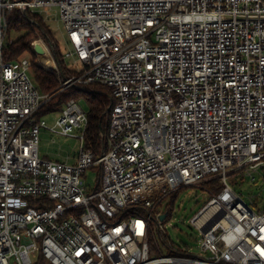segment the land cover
<instances>
[{
    "label": "built area",
    "instance_id": "built-area-1",
    "mask_svg": "<svg viewBox=\"0 0 264 264\" xmlns=\"http://www.w3.org/2000/svg\"><path fill=\"white\" fill-rule=\"evenodd\" d=\"M42 7L58 9L77 68L46 69L59 91L111 96L96 157L83 101L49 126L31 57L4 59L6 14ZM42 128L79 140L75 163L40 158ZM261 170L264 0H0V264H264V209L228 182ZM213 179L221 191L191 218L207 255H189L163 238V201Z\"/></svg>",
    "mask_w": 264,
    "mask_h": 264
},
{
    "label": "rangeland",
    "instance_id": "rangeland-1",
    "mask_svg": "<svg viewBox=\"0 0 264 264\" xmlns=\"http://www.w3.org/2000/svg\"><path fill=\"white\" fill-rule=\"evenodd\" d=\"M38 12L46 22L47 26L53 32L62 54L67 50V36L62 23L59 20V13L56 7L48 9L47 7L37 8ZM22 32H10L6 34L5 40L8 38L16 39ZM43 45L46 51L52 58V62L43 60L41 68L49 69L56 63L52 56V49L48 47L41 38L35 40ZM39 59V56L37 57ZM36 59L34 63H39ZM66 68L77 70L76 66L70 61L64 62ZM58 66V65H57ZM83 106L86 108L84 102ZM58 112H50L42 118L49 126H52ZM38 152L40 158L48 160H58L68 164L75 163L79 152V140L73 136L59 135L42 128L39 134ZM97 176L96 169H89L83 176L84 183L88 189H93ZM253 179L249 176L228 175L229 184L238 193L242 195V199L249 205L255 206L256 209H264V170L253 173ZM210 183L204 182L201 185L194 187H186L179 190L171 198H166L163 205L172 203L173 209L168 218L162 220V227L167 237H163L166 242H169L180 251L189 255L205 256L207 255L200 248V239L202 232L191 223V218L201 209V207L210 198L212 190ZM154 227L156 223L150 222Z\"/></svg>",
    "mask_w": 264,
    "mask_h": 264
},
{
    "label": "trees",
    "instance_id": "trees-1",
    "mask_svg": "<svg viewBox=\"0 0 264 264\" xmlns=\"http://www.w3.org/2000/svg\"><path fill=\"white\" fill-rule=\"evenodd\" d=\"M7 31L22 32L16 39L8 38L3 50L6 61H14L23 55H29L33 62L37 57L32 52V43L41 38L52 49V56L65 77L77 74L76 71L66 68L63 54L57 45L53 32L47 26L44 18L38 12L25 14L11 10L6 14ZM33 79L39 93L47 95L49 100L43 104L37 116H44L50 112H58L70 99H80L84 102L87 111L88 125L84 135L85 148L91 149L94 156H98L102 146L101 134L107 129L105 110L110 104L111 96L105 87L99 84H89L82 88L60 90L58 78L50 71L32 63ZM214 193L222 189L217 179L209 180ZM172 205L167 207L168 217Z\"/></svg>",
    "mask_w": 264,
    "mask_h": 264
},
{
    "label": "water",
    "instance_id": "water-1",
    "mask_svg": "<svg viewBox=\"0 0 264 264\" xmlns=\"http://www.w3.org/2000/svg\"><path fill=\"white\" fill-rule=\"evenodd\" d=\"M33 54L38 57L39 54H42L44 52V49L39 43L34 44V48L32 49ZM36 65L41 66L39 63H36ZM165 215L161 216V219H164Z\"/></svg>",
    "mask_w": 264,
    "mask_h": 264
},
{
    "label": "bare ground",
    "instance_id": "bare-ground-1",
    "mask_svg": "<svg viewBox=\"0 0 264 264\" xmlns=\"http://www.w3.org/2000/svg\"><path fill=\"white\" fill-rule=\"evenodd\" d=\"M40 44V43H39ZM41 46H42V48L44 49V52L42 53V54H39V64L40 63H42L43 62V60H45V61H50V62H52V58H51V56L49 55V53L46 51V48L45 47H43V45L42 44H40ZM41 65V64H40Z\"/></svg>",
    "mask_w": 264,
    "mask_h": 264
}]
</instances>
